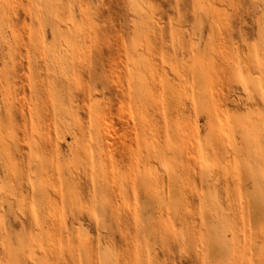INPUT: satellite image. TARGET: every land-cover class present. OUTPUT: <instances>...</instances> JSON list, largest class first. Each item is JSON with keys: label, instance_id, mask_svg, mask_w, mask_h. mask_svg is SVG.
<instances>
[{"label": "rangeland", "instance_id": "1", "mask_svg": "<svg viewBox=\"0 0 264 264\" xmlns=\"http://www.w3.org/2000/svg\"><path fill=\"white\" fill-rule=\"evenodd\" d=\"M262 19L0 0V264H264Z\"/></svg>", "mask_w": 264, "mask_h": 264}, {"label": "snow or ice", "instance_id": "2", "mask_svg": "<svg viewBox=\"0 0 264 264\" xmlns=\"http://www.w3.org/2000/svg\"><path fill=\"white\" fill-rule=\"evenodd\" d=\"M262 24H264V19H262ZM261 52L257 53L256 59L259 61V69L262 75H264V33H262V38L260 41ZM239 82L244 84L247 89V83L244 81L243 75H239ZM261 92L262 96H264V81L261 82Z\"/></svg>", "mask_w": 264, "mask_h": 264}, {"label": "bare ground", "instance_id": "3", "mask_svg": "<svg viewBox=\"0 0 264 264\" xmlns=\"http://www.w3.org/2000/svg\"><path fill=\"white\" fill-rule=\"evenodd\" d=\"M199 44V43H198ZM168 74V73H167ZM168 76H170V75H168ZM171 77V76H170ZM169 77V78H170ZM173 81V80H172ZM175 81V80H174ZM173 87V86H172ZM190 94V93H189ZM188 94V95H189ZM214 176V175H213ZM212 176V177H213ZM211 179V178H210ZM213 181V180H212ZM206 186V185H205ZM209 186V185H208ZM210 188H208V190H209ZM211 190V189H210ZM209 190V191H210ZM176 195H177V193H176ZM176 195H174L173 193H172V196H176ZM216 196H217V194H216ZM257 213V212H256ZM254 214L253 216H251L250 218H249V220H250V223H251V225H253V226H257L258 224H259V218H258V216H257V214ZM262 218V217H261ZM22 224H24V223H22ZM25 225V224H24ZM24 227V226H23ZM254 228V227H253ZM38 259V258H37ZM39 260V259H38Z\"/></svg>", "mask_w": 264, "mask_h": 264}]
</instances>
